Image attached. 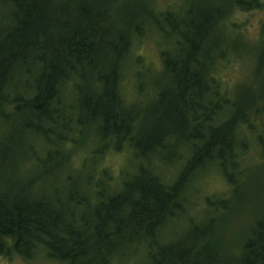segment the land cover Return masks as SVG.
Returning a JSON list of instances; mask_svg holds the SVG:
<instances>
[{
	"label": "trees",
	"instance_id": "trees-1",
	"mask_svg": "<svg viewBox=\"0 0 264 264\" xmlns=\"http://www.w3.org/2000/svg\"><path fill=\"white\" fill-rule=\"evenodd\" d=\"M188 1L161 9L154 0H0V256L264 264V203L238 250L223 243L242 204L264 193L255 176L264 167L255 160L264 157V24L250 81L228 92L216 73L244 50L228 13L264 5ZM150 34L161 69L136 70L139 95L129 100L128 67L141 62L132 53ZM84 140L93 161L70 169ZM112 149L133 155L119 182L98 167ZM213 174L227 192L202 196Z\"/></svg>",
	"mask_w": 264,
	"mask_h": 264
},
{
	"label": "rangeland",
	"instance_id": "rangeland-1",
	"mask_svg": "<svg viewBox=\"0 0 264 264\" xmlns=\"http://www.w3.org/2000/svg\"><path fill=\"white\" fill-rule=\"evenodd\" d=\"M264 5V0H260ZM188 2V3H187ZM195 2L188 0H154L153 5L157 8H168V5L177 4V8H187L194 4ZM231 9V8H230ZM229 24L232 22L234 24H239L238 27L243 29L241 40L243 42V48L238 55L231 54L227 60H225L222 65L217 69V78L219 79L222 87L228 92L234 91L236 86H239L242 83L249 82L251 78V66H252V56L250 53L251 46L258 42L261 38V26L264 24V11L259 12H249L241 13L239 11L231 10L226 16ZM227 24L228 27L230 25ZM157 38L150 34L148 37H145L140 43H137L135 50L133 51V56L138 58L141 62L139 65L135 66L134 62L130 63L128 67V76L125 80V94L129 100H136L139 92L136 85V70L147 71L154 74L156 71L161 69V58L160 50L158 47ZM146 83V82H145ZM149 87V86H148ZM93 149V142L90 140H84L82 143L76 145L73 148L74 159L70 164V169L72 166L79 167L84 161H88L90 164L93 160H90V153ZM103 152V151H102ZM255 155V151L253 152ZM257 156V155H256ZM255 156V157H256ZM258 152V156L255 158L256 161H259L261 157ZM100 161L98 167L105 169L109 176L112 179V182H119L121 176L123 178L125 175L129 174L130 170H133V155L130 151H116L106 150L103 154H100ZM98 159V160H99ZM262 165V164H261ZM258 165V166H261ZM164 168V167H163ZM159 169V168H157ZM127 173V174H124ZM158 173H161V170H158ZM164 173L167 176H170L173 173L172 168L164 169ZM99 174V172H98ZM256 177H260L258 181H264V167H260L258 174H255ZM228 189L227 183L224 179L217 175L213 174L202 182L201 192L202 196H214L223 193H226ZM255 195H252L254 198ZM201 197H198V203H201ZM256 203H264V193L259 194V198L254 200L251 203V207L244 203L247 207L244 210H238L239 215H233V219L227 224L229 230H224L223 232V243L225 250L235 252L241 246V238L244 236L248 229L249 224L254 221L252 217L253 212L255 211ZM0 264H60L51 260H45L42 257L34 258L33 260H23L15 255L10 257L0 256Z\"/></svg>",
	"mask_w": 264,
	"mask_h": 264
}]
</instances>
